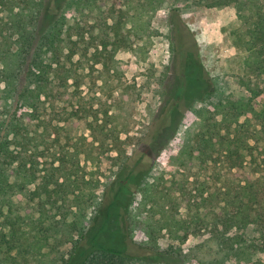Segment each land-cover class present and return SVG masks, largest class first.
Listing matches in <instances>:
<instances>
[{
    "label": "trees",
    "instance_id": "16d2710c",
    "mask_svg": "<svg viewBox=\"0 0 264 264\" xmlns=\"http://www.w3.org/2000/svg\"><path fill=\"white\" fill-rule=\"evenodd\" d=\"M163 1L72 0L76 20L67 29L69 50L61 54L63 23L55 12L63 3L55 9L50 0H0V73L7 99L24 108L7 124L8 144L0 145L5 157L0 164L1 189L26 199L24 206L11 203L6 212L0 209L1 264L165 263L171 256L158 248L164 235L185 242L205 234L220 243L229 260L264 264L256 258L264 255V104L244 112L247 106L240 101L219 104L217 110L228 109L210 117H205L209 111L198 113L199 129L188 135L178 156L179 179L161 175L140 185L141 201L131 220L153 245L150 259L131 253L127 246L99 242L78 257L73 253L57 261L44 259L60 242L63 221L96 201L98 178L88 175L87 163L98 164L119 140L112 106L101 101L100 93L86 98L84 87L106 91L116 54L148 48L152 15ZM194 2L235 10L237 22L229 27L232 44L244 54V71L264 79V0ZM137 40L144 45H136ZM186 66L192 77L176 91L190 106L205 79L201 67L191 62ZM180 110L179 104L165 110L172 129ZM79 124L83 127L74 130ZM249 227L252 236L233 233ZM214 264L222 261L214 259Z\"/></svg>",
    "mask_w": 264,
    "mask_h": 264
},
{
    "label": "rangeland",
    "instance_id": "374dc122",
    "mask_svg": "<svg viewBox=\"0 0 264 264\" xmlns=\"http://www.w3.org/2000/svg\"><path fill=\"white\" fill-rule=\"evenodd\" d=\"M194 1L164 0L152 15L148 48H137L134 52L121 50L116 54L112 81L106 91H90L84 87L86 98L100 93L101 101L112 106L111 114L119 140L115 148L102 155L98 164L87 163L88 175L96 174L98 178L96 201L86 210L75 209L63 221L58 234L59 246H54L55 251L51 250L53 253L44 258L45 261L69 258L73 253L78 257L95 242L115 248L127 246L131 253L150 259L152 251L149 248L153 245L131 220L141 201L139 189L142 182L153 181L161 175L180 178L182 170L178 156L188 135L199 129L200 111H209L205 112V117H210L228 109L223 106L217 110L216 107L230 101L245 103L244 112L251 107L262 108L264 79L250 77L244 71V54L234 47L229 34L230 25L237 22L235 10L207 8ZM50 2L55 9L56 5L63 3L55 13L62 17L60 38L64 42L58 47L61 54H65L69 50L67 29L75 22L76 12L71 7L72 0ZM136 45L144 44L137 40ZM52 55L48 54L49 57ZM188 62L204 70L205 83L199 98L185 106L177 97L176 89L185 86L186 78L192 77L186 71ZM7 98L0 73V145L8 144L11 135H8L7 124L14 116L20 117L24 109L14 99ZM178 104L180 115L172 129L170 115L166 113L164 116V113L167 108H175ZM239 110L243 113V109ZM216 117L218 119L221 115ZM82 127L83 124H79L73 129ZM10 150H13L12 146ZM139 158H142L141 162ZM4 159L0 154V164ZM2 186L4 183L0 179V209L3 212L11 203L20 207L26 205L24 194L7 188L4 191ZM32 189V186L28 187V191ZM3 230L0 226V235ZM252 231L253 227H249L233 233L252 236ZM220 247V243L208 234L190 236L185 242L164 235L158 242V248L171 256L170 264H214V259H219L222 264H247L229 260ZM256 258L264 259V255L258 253ZM168 262L143 260L130 264Z\"/></svg>",
    "mask_w": 264,
    "mask_h": 264
}]
</instances>
